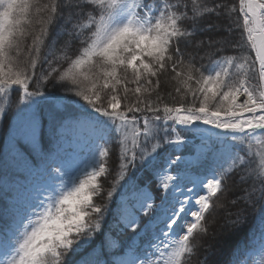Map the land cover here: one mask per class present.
I'll return each mask as SVG.
<instances>
[{"label": "snow or ice", "instance_id": "6c2138e0", "mask_svg": "<svg viewBox=\"0 0 264 264\" xmlns=\"http://www.w3.org/2000/svg\"><path fill=\"white\" fill-rule=\"evenodd\" d=\"M236 12L229 0H0V113L11 105V93H20L13 160L31 172V158L39 155L37 171L53 181L35 190L15 230L5 233L0 264H191L208 236L217 237L210 233L215 220L209 216L233 174L249 185L239 199L259 204L264 222V152L257 163L251 149L252 140L264 136V0H239ZM213 16L243 29L232 45L240 54L221 55L228 41L217 38L225 29L210 22ZM75 42L80 47L70 55ZM197 58H208L207 73L196 66ZM44 65L50 71L37 76ZM169 72L182 101L191 96L187 106L161 108L150 99ZM41 101L78 105L84 119L76 122L99 133L91 154L71 172L63 160L50 159L52 149L40 143L34 108ZM185 132L199 136L203 157L213 161L210 177H190L183 155H162L165 145L186 144ZM113 133L120 147L117 177L100 205L94 198L102 195L101 178L110 172ZM141 137L144 143L154 141L150 151L141 147ZM55 149L60 150L59 140ZM121 189L116 231L122 226L148 237V247L131 260L113 259L124 249L111 229H103ZM242 213L226 225L244 223ZM142 217H148L143 226ZM98 234L104 240L94 246ZM204 252L197 264H234L215 259L211 244ZM258 255L264 264V233Z\"/></svg>", "mask_w": 264, "mask_h": 264}, {"label": "trees", "instance_id": "16d2710c", "mask_svg": "<svg viewBox=\"0 0 264 264\" xmlns=\"http://www.w3.org/2000/svg\"><path fill=\"white\" fill-rule=\"evenodd\" d=\"M238 4L239 0H229V5L237 9V12L234 15H239ZM204 22H208V20L206 19ZM210 22L218 24L225 29L224 31H221L219 37H217L228 41V44L224 46V51L221 55L240 54L239 49L232 45L241 39L243 29L235 28V26L231 24V21L225 16H222L219 19L213 16L210 18ZM229 28L231 29L230 31L227 30ZM201 38L203 37H197V39ZM64 39H66V37L61 38L62 41ZM57 47L59 48L61 45H57ZM79 47L80 45L78 42L73 43L69 54L74 55ZM180 47L183 49L184 45L181 44ZM252 55L254 56V53H252ZM201 65H203L201 70L207 73L210 67L208 58L203 60L197 58L196 66L201 67ZM64 66L66 67L67 65ZM53 67H56V65L53 64ZM41 71L46 73L47 71H50V69L47 65H44L42 69L38 66L37 76L40 75ZM174 75V73L169 72L166 77L162 76L161 87L154 91L150 97L153 103H159L161 108L164 104H167L168 106H177L179 103L184 102L185 106H187L192 102L190 95L184 96L182 101L181 93L175 91L178 85L177 82L172 79ZM30 87L33 90L35 89V81L32 82ZM131 87L135 86L131 85ZM48 88L51 89V84L48 85ZM19 95V92L11 93V105L7 107L6 112L0 113V234H4L6 228L9 227L10 221L14 218V209L18 207L21 194L26 189L27 183L33 173L37 171L36 166L42 163L41 157L39 155H34L31 158L35 161L33 164V170L29 172L26 169L18 168L13 160L12 136L15 134L20 122L18 121L20 117L16 114ZM157 95L160 96V101H157ZM130 98L134 99V97ZM0 103H2V101H0ZM22 106L23 105H21V107ZM196 106H199L198 102L196 103ZM34 110L40 123V143L46 151L50 148L52 149L49 153V158L51 159L56 150L55 145L58 140V131L62 124L65 121L75 119L82 114L79 111L78 105L75 107H65L64 104L53 106L52 104L43 101L39 102ZM160 115L163 116V112H161ZM140 126L142 127V123ZM162 136L163 132H161V137ZM262 137V141L259 144L251 142L252 153L256 154L255 158L257 163L259 161L258 154L264 152V136ZM118 140L119 137L113 133V143L110 145L111 153L108 159L110 172L107 177L101 178L102 195L94 198L96 204L103 205L106 203L107 192L111 190L112 185L116 180L118 169L117 161L120 152ZM153 142L154 141H149L144 143L143 137L140 138L141 147L145 150L150 151ZM128 146L129 148L132 147L131 137H129ZM245 147L247 148V142ZM136 151L139 153L140 149H136ZM193 152L194 150L190 147H187L186 149L184 148L182 151L178 152L175 149L171 150L170 145H165L162 155L171 154L172 156H176L179 153L192 155ZM198 163V166L191 167L187 172L194 176H206L213 167V161L211 158L205 159L202 157L198 160ZM135 175L143 183L145 178L144 174L137 170ZM150 188L153 194L157 197L156 202L159 203L161 193L156 190L155 181L150 184ZM248 188L249 185L240 182L238 174H233L225 180L226 191L224 194L220 195L219 200L216 201V206L213 208L212 213L209 216V221L215 220V223L210 227V233H216L217 237L216 239H213L211 234L208 236L207 240L204 242V247H201L199 253L192 256L191 264H197L198 260L203 258L205 254L204 248L208 244L213 245L216 250L215 259L234 261V264H240L241 261H245L246 257L248 258L249 253L255 248V241L264 227V222L260 219V205L257 204L253 206L250 203L245 204L242 199H239ZM122 191L123 190L121 189L117 193H114V198L109 206L110 210L103 224L104 232L106 233L111 229L112 235L118 240L124 249L122 255L113 257V259H118L129 251L137 254L138 249L148 247L146 243L148 237L144 236L143 233L135 235L131 230L123 229L122 226L119 232L116 231L117 225L115 220L118 213V204L122 199ZM233 201H236V203H233ZM241 209H243V217L246 218L245 222L235 228L227 226L226 222L234 220L237 217V214L240 213ZM147 220L148 217H142L141 226H143ZM222 225L224 227H222ZM221 233H226L227 235L224 236L221 235ZM103 240L104 235L98 234L93 241V245L98 246Z\"/></svg>", "mask_w": 264, "mask_h": 264}, {"label": "rangeland", "instance_id": "374dc122", "mask_svg": "<svg viewBox=\"0 0 264 264\" xmlns=\"http://www.w3.org/2000/svg\"><path fill=\"white\" fill-rule=\"evenodd\" d=\"M96 115V114H95ZM83 120L84 117L78 116L75 119H70L65 121L58 131V140L60 142V150L52 155L51 159H56L59 163L61 160L68 166V171L71 172L72 167L79 163L82 160H85L90 154L92 150V142L95 140L96 136L99 134L97 131L93 130L91 127L87 126L84 123H77V120ZM20 121V118L18 119ZM81 135L83 137L81 138ZM183 135L186 137L187 142L190 143V148L194 150L192 155L179 153L177 155H183L184 160L188 162L185 167L187 170H190L193 166H198V160L202 158L203 149H200L197 145L200 143V138L198 135H194L192 132H185ZM79 138V140H78ZM262 136H258L252 140L253 143L259 144L262 141ZM79 141V143H78ZM259 141V143H257ZM78 143V145H77ZM171 150L174 148L170 145ZM186 149L187 146L184 144L181 148L175 149L180 152L183 149ZM169 155V154H168ZM189 156V157H187ZM175 156H173L174 158ZM55 167V165H53ZM188 175L192 178H195L193 174L187 172ZM211 174V170L208 172ZM47 175L41 170L35 171L31 176L30 180L27 183V187L24 192L21 194L20 201L18 203V207L14 209V218L10 221L9 227L6 228V232L8 235H11L12 232L16 228L15 221L19 219L20 210L23 209L27 203L30 201L31 197L34 195L35 190L44 185V184H52ZM191 187V185H188ZM130 230V229H128ZM4 234H0V245H2L4 241ZM264 233V227L261 231V234ZM261 234L255 241V248L249 253L248 258L246 260V264H259L260 256L258 255V247L261 240ZM2 251V248H0ZM136 255L135 252L129 251L124 256L118 258L122 260H131Z\"/></svg>", "mask_w": 264, "mask_h": 264}, {"label": "bare ground", "instance_id": "6f19581e", "mask_svg": "<svg viewBox=\"0 0 264 264\" xmlns=\"http://www.w3.org/2000/svg\"><path fill=\"white\" fill-rule=\"evenodd\" d=\"M83 137V135H81V138ZM78 140H79V138H78ZM78 143H79V141H78ZM78 143H77V145H78ZM208 177H210V176H208ZM197 192H199V189H197ZM193 195V197L195 196V193H193L192 194Z\"/></svg>", "mask_w": 264, "mask_h": 264}, {"label": "built area", "instance_id": "2783aa9c", "mask_svg": "<svg viewBox=\"0 0 264 264\" xmlns=\"http://www.w3.org/2000/svg\"><path fill=\"white\" fill-rule=\"evenodd\" d=\"M243 98H241V102H242Z\"/></svg>", "mask_w": 264, "mask_h": 264}]
</instances>
